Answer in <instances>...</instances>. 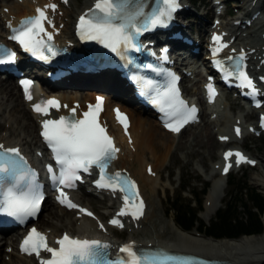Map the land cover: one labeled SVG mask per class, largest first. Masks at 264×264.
<instances>
[{
    "label": "bare ground",
    "instance_id": "obj_1",
    "mask_svg": "<svg viewBox=\"0 0 264 264\" xmlns=\"http://www.w3.org/2000/svg\"><path fill=\"white\" fill-rule=\"evenodd\" d=\"M258 1L241 0L236 5L243 7L248 4L244 15H249L250 19L253 13L262 9V7L259 8ZM52 2L58 4V9L51 12V15L54 17L57 28L61 25V33L58 36L61 40L71 32V18L76 17L93 4V0H84L80 2L77 8H74L77 0H67V3H62L59 0H0V36H5L3 31H6V22H12L23 15L34 13L37 6H45ZM179 3L182 5L181 15L177 17V22L179 21L180 24L179 28L193 36L194 41H198V35L185 22L186 17L184 15L193 11L191 13L197 19V24H200L201 33L205 35L212 23L209 14L196 8H190V2L187 0H179ZM3 7L8 8L7 12L2 10ZM211 8H214L213 4ZM253 19H255L253 21L254 25L247 26L246 30H243L242 22L230 28H227L228 23H224L219 28L224 31L229 29L226 33V39L233 38L230 48H234V51L230 54L239 53L241 48H244L245 51L252 50L248 54L247 64L256 75L264 76V36H262L264 33V17H254ZM178 43L184 45L185 48L188 46L181 42ZM251 64H254V67ZM194 69L196 70L193 78L195 79L193 84L196 85L194 94L197 95L196 98L199 103L204 105L207 97L202 91L203 81L197 78L200 71L197 68ZM122 82L123 80L116 79L114 75L107 74L87 81L85 79L70 78L65 80L68 88L55 89L47 83L41 85V87L46 91L43 94L44 97H54L61 102L60 109L56 114L66 113L76 106H78L76 112L86 110L85 101L96 102L95 94L103 97V110L100 117L108 125L119 149L117 158L113 162L114 168L129 174L137 181L139 192L146 202L144 215L132 222L135 232L140 231L141 233L139 236H134L131 233L125 241H132L138 246H162L170 250L187 251L211 259L224 260L231 264H264V230L260 234L243 235L236 239L205 237L203 233L197 231L186 232L179 229L173 224L172 220L171 223H161L162 220L158 215L155 203L158 179L164 166V161L160 160V151L168 149V153H170L171 149L176 147L184 150L185 157L198 154L201 159L209 157L211 161L216 157L215 162H212V166L207 167L208 170H206L207 168L199 169L203 177L210 181L203 200L204 217L206 220L210 219L221 206L226 189V184L223 182L225 177L220 173L218 166L220 155L217 156L216 150L218 146L226 147L227 142L216 141L214 134L217 137H227L228 140L242 139L248 133L246 132L245 135L236 138L232 132L234 126L238 125L247 130L248 126L253 124L249 123L244 126L240 120L231 119L226 114L221 115L216 111L215 105H210L207 110L204 109L205 107H201V124L199 122L196 125H191V127H195L191 136L185 141H175L182 131L179 134L165 131L155 115H150L149 111H143L135 104L130 96L129 88L125 87ZM53 85H61V81L55 82ZM80 86H86V88L80 90ZM40 96L33 90L32 100L25 99L14 81L0 79V144L5 147L18 146L24 153L32 157H34L37 150H41L39 146L42 144L38 137V128H36L40 123L41 116L31 108ZM64 102L67 103L66 108L63 107ZM114 105H120L130 115L131 122L126 132L121 131L114 121L112 114ZM214 113L216 115H213ZM244 114L248 117L252 116V112L248 108ZM184 129L186 128H183V131ZM149 154L151 162L147 161ZM252 158L254 159V157ZM147 167L151 168V174L146 172ZM258 184L264 188L263 182H258ZM85 190L90 194H94V189L89 185ZM72 195L78 200L77 191H73ZM111 198L112 201L106 206L109 211L114 208L118 195L111 196ZM49 203L53 205L50 200ZM69 212L60 207L59 209L52 208L47 218L44 220L38 219L35 224H38L39 228L51 238L59 236L63 231H70L73 235L106 238L111 245L122 242L113 235H108L107 231L113 229V227L108 226L106 222L103 224L104 228L101 229L96 220L76 213V216L73 217L69 215ZM262 216L264 218V212ZM98 219L100 220V218ZM59 228H63V231H59ZM19 232L21 234L23 231L14 229V233L0 236V250L7 251L6 260L3 258L5 256L0 253V264H35L33 257L18 253V246L13 248Z\"/></svg>",
    "mask_w": 264,
    "mask_h": 264
},
{
    "label": "snow or ice",
    "instance_id": "obj_2",
    "mask_svg": "<svg viewBox=\"0 0 264 264\" xmlns=\"http://www.w3.org/2000/svg\"><path fill=\"white\" fill-rule=\"evenodd\" d=\"M67 3V0H65ZM55 3H49L44 8H37L36 15L24 18L18 28L13 29L12 39L18 41L21 47L37 55L40 59L47 60L44 50L55 55L51 45L52 34L47 32L44 22L51 24L45 9H56ZM179 7L178 0H160L158 5L149 6L146 0H95L93 8L81 15L77 25L78 34L81 39L94 40L104 45L114 53L124 50H140L137 40L144 32L156 27L166 26L172 17V13ZM47 37V40L44 39ZM216 47L213 55L227 47L222 42L221 36L213 34L212 37ZM245 56L241 51L235 67L229 71L225 69L220 61L216 66L226 73L225 78L235 76L239 86L249 89L248 95L255 96L258 93L252 78L245 71L243 60ZM15 53L9 52L5 58H0V64L14 62ZM229 60L232 57H228ZM144 67L153 71H160L152 64ZM171 75L169 83L162 91L157 92L154 104L163 105L162 110H169L174 118L172 122L166 123L165 127L171 131L179 132L180 128L190 120L195 119L197 109L195 106L189 108L180 99L179 90L176 87V79ZM261 79H264L262 77ZM24 88L25 98L32 100L31 80H21ZM147 87L153 86L152 80H147ZM209 98L215 95L212 84L207 86ZM103 97H97L94 105L89 104L88 110L83 112L79 118L76 116L77 107L69 109L68 116H60L58 119H45L41 121V136L53 153V158L59 168V173L53 171L51 165L48 171L56 184L59 193L57 200L68 208L78 209L80 213L90 217L93 213L86 208L74 203L64 191L65 188H74L75 182L81 179L80 172L88 173L90 169H99V178L94 182L99 188H107L112 191L122 192L124 204L117 216L131 215L138 219L143 215L144 201L140 197L137 184L131 177L117 171L113 174L107 172L109 163L116 158L119 149L115 146L113 138L108 135L106 126L102 125L99 117L103 110ZM60 102L56 98L43 99L32 105L38 114L47 115L50 108H59ZM67 107V105H64ZM116 118L127 130V117L119 109H114ZM178 117V118H176ZM264 126V116L261 117ZM239 135V128L236 129ZM227 139V137H221ZM235 156L236 164L242 162L254 163L242 153L228 151L224 153V172L231 167L228 163L230 157ZM151 172V169H149ZM10 178V183H5ZM44 199L40 186L35 182V172L27 167V161L20 154L18 148H7L0 144V213L23 220L35 216L40 210ZM110 224L123 227L119 219L113 218ZM101 229L103 224L99 225ZM58 247H50L45 234L32 228L21 242V250L38 257L41 251L50 253L47 259H41V264H186L190 258H182L165 252L157 254L138 253L133 243L124 244L119 252L124 254L117 259H110L108 249L110 245L95 239H80L64 233L57 238Z\"/></svg>",
    "mask_w": 264,
    "mask_h": 264
},
{
    "label": "rangeland",
    "instance_id": "obj_3",
    "mask_svg": "<svg viewBox=\"0 0 264 264\" xmlns=\"http://www.w3.org/2000/svg\"><path fill=\"white\" fill-rule=\"evenodd\" d=\"M84 0H77L76 6H74V8H77V6L80 5V2H82ZM187 1H191V3L189 4L190 8H196L204 13L209 14V17L211 18V14H215L213 9H210L211 5L213 4V0H187ZM235 5H229V7L227 6L228 9H230L232 12L231 14H234L236 16L242 14L241 10L237 9L238 5L240 2H234ZM258 4L260 7H262V9H260L259 11L256 12V14L258 13L259 17H264V0H259ZM220 5H222L223 7L226 6V3L221 1ZM7 9V7H4L2 10L5 12L4 9ZM1 9V7H0ZM193 11H190L189 15H193L192 13ZM249 15H245L246 19H242V23L244 22V20H247V18ZM194 18L195 21H197V19H195L194 16H192ZM232 17H226L225 21H230L232 20ZM72 23H73V18H71V22H70V30L72 27ZM254 25V23L252 24ZM247 26H245L246 28ZM244 29V28H243ZM246 30V29H245ZM260 32V31H259ZM200 56L202 57V53H200ZM200 57V58H201ZM200 69H202V67H200ZM197 78H199L200 81L203 80V77L198 74ZM92 79H95V77H93ZM13 81V80H10ZM193 80H187L185 85L190 86L192 85V87L195 86L193 84ZM199 83V82H198ZM66 88H68L67 86H65ZM81 88H79L80 90L85 89L86 86H80ZM239 103L234 101L232 98L230 99H226L223 97H220L219 100L216 102L215 107H216V111L219 114H226L229 118L231 119H238L241 121V123L246 126L247 124L251 123V124H255L256 122V115L252 118H249L248 116H245V111L246 108H244L243 106L239 108ZM213 115H216L215 113ZM201 124V122H200ZM36 128H38V126H36ZM195 130V127H187L186 129H184V131H182V133L180 134L179 137L176 138L175 141L179 140V141H185L187 138H189L191 136V134L193 133V131ZM197 131V130H196ZM214 139L216 141H218V137L216 134H214ZM228 145V144H227ZM237 146H241L246 148V150L248 151V153L254 157L257 161V164L250 168V167H242L237 171L234 172H230L229 174H227L225 176V178L223 179V182L226 184V189H225V195L222 198L221 201V205L222 202H224L228 196H232L234 194H236V190H232V188L234 187L235 183L238 182V180H240L239 182H241L242 180L245 179V183L246 185H248V187H250L251 189L256 188L258 189V191L264 193V188L258 184V182H263L264 183V178H263V173H264V133H262L260 136H255L253 134H248L247 136L243 137L242 139H240L237 144H235ZM222 146H218L217 148V156H219L220 154V148ZM224 147V146H223ZM160 160L164 161V166L161 170V176L158 179V186L156 189V193H155V203L157 206V210H158V215L160 217V219L162 220L161 223H171V220L173 222L172 219V213H170L169 215H166L165 213V209L168 206L167 200H166V196L168 195H172L175 193V191L178 189V185L180 183V181H184L187 184V188L185 189L184 193H183V198H188L190 197V192L191 190L196 194L199 195V193L201 192L202 188H203V184L206 182L210 181L205 179L203 177V175L200 173L199 169H206L207 167H211L212 166V162H215L216 157L213 159V161L210 160L209 157H205L204 159H201L200 156L198 154H194L192 156H188L185 157L184 156V150L180 149V148H176L173 147L171 149V152L168 153V149H164L162 150V152L160 151ZM150 154L148 155V162L150 161ZM198 165H200V167H198ZM208 168L206 170H208ZM233 182V184H228V182ZM244 183V184H245ZM86 186H81L78 189V201L85 203L87 205H89L90 207H92V209L96 212V214L98 216H100V218L102 220H106L107 215H109V210L106 208V206L112 201L111 199H105L103 200L101 198L100 195H94V194H90L89 192H87L85 190ZM245 196V195H244ZM202 198L198 196V199ZM189 199V198H188ZM204 200V199H203ZM187 201V200H186ZM59 209V207H57L56 205H50L49 201L46 202V204L43 207V210L41 212V214L38 216L37 220H44L45 218H47V215H49V211L52 209ZM202 211L199 213V216L201 218V220L203 222H205L206 224L209 223V221L214 217V215L206 220L204 217V206L202 203ZM113 208L110 209V211H112ZM70 216L75 217V212L74 211H70L69 212ZM263 213L261 214V219L263 222V230H264V218H263ZM174 224V222H173ZM38 225V224H36ZM175 225V224H174ZM39 226V225H38ZM177 226V225H175ZM178 227V226H177ZM134 226L133 225H126V228H124L123 230H117L115 228L108 230V235L111 236L113 235L115 238H117L119 241H124L131 233L134 236H139V234L141 233L140 231L135 232L134 230ZM262 230V231H263ZM59 231H63V228H59ZM58 231V232H59ZM192 231H196L195 229H193ZM191 232V231H190ZM6 235V234H3ZM14 237V236H13ZM15 239V237H14ZM17 246V240H15V244L13 246V248H15ZM0 253L3 254L4 260H6V256H7V251L4 249L0 250Z\"/></svg>",
    "mask_w": 264,
    "mask_h": 264
},
{
    "label": "trees",
    "instance_id": "obj_4",
    "mask_svg": "<svg viewBox=\"0 0 264 264\" xmlns=\"http://www.w3.org/2000/svg\"><path fill=\"white\" fill-rule=\"evenodd\" d=\"M239 181L232 188L236 190V194L228 196L209 224L198 217L201 205V198L198 199V196L201 197L205 193L207 183L203 184L199 195L191 190L192 198L188 199L183 198V192L188 186L186 182L180 181L175 193L166 196L168 206L165 213L166 215L172 213L174 222L183 230L196 228L206 236L216 239L260 234L263 230L261 214L264 212V193L248 187L245 179Z\"/></svg>",
    "mask_w": 264,
    "mask_h": 264
}]
</instances>
